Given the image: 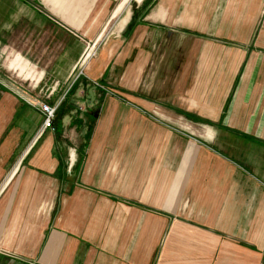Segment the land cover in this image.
Segmentation results:
<instances>
[{
  "label": "crops",
  "instance_id": "crops-1",
  "mask_svg": "<svg viewBox=\"0 0 264 264\" xmlns=\"http://www.w3.org/2000/svg\"><path fill=\"white\" fill-rule=\"evenodd\" d=\"M146 1L0 0V264H264L259 0Z\"/></svg>",
  "mask_w": 264,
  "mask_h": 264
},
{
  "label": "trees",
  "instance_id": "trees-1",
  "mask_svg": "<svg viewBox=\"0 0 264 264\" xmlns=\"http://www.w3.org/2000/svg\"><path fill=\"white\" fill-rule=\"evenodd\" d=\"M146 3H148V2L146 0H143V3L141 5L142 8L145 6ZM137 9H139V8H137ZM79 80H80V78H79V76H77L69 84L68 88L66 89V92L63 94L62 98L57 103L53 118H52L51 123H50L52 130L54 129V132L56 134H57V126H58V123L60 122V118L62 117V115H64V113H66L67 111H69L70 109L75 107L74 104L69 100V95H71L75 91V89L78 87ZM90 86H93V84H90L89 87ZM50 103L53 104V102H50ZM86 118L88 119V122H89L88 125H89L92 122L94 116L92 114H86ZM88 132H89V126L87 127V133Z\"/></svg>",
  "mask_w": 264,
  "mask_h": 264
},
{
  "label": "built area",
  "instance_id": "built-area-1",
  "mask_svg": "<svg viewBox=\"0 0 264 264\" xmlns=\"http://www.w3.org/2000/svg\"><path fill=\"white\" fill-rule=\"evenodd\" d=\"M87 55H89V52H87ZM81 73V70H79V72L74 76L73 80ZM94 86H97L100 89H103L106 91V88L104 86H102L101 84H99L97 81H93L92 82ZM25 102L29 105H31L32 107L38 109L42 115V120H41V125H40V129L42 128H50L51 127V120L53 118L54 115V111L55 108L57 106V103L54 104H48L45 102H42L40 100L34 99V98H24Z\"/></svg>",
  "mask_w": 264,
  "mask_h": 264
},
{
  "label": "rangeland",
  "instance_id": "rangeland-1",
  "mask_svg": "<svg viewBox=\"0 0 264 264\" xmlns=\"http://www.w3.org/2000/svg\"><path fill=\"white\" fill-rule=\"evenodd\" d=\"M259 15L260 16L262 15V17H260V22H261V21L264 20V0H259ZM88 52H89V55H93L95 53L94 50H88ZM67 85H69V84H67ZM0 88L1 89H5V90H8V92H11L13 95H15V94L22 95L23 94V88H22V86L18 85L13 80L12 77H9L7 75H3L1 73H0ZM106 89H108L107 86H106ZM24 91H26V90H24ZM80 107L83 108L82 105H80Z\"/></svg>",
  "mask_w": 264,
  "mask_h": 264
},
{
  "label": "water",
  "instance_id": "water-1",
  "mask_svg": "<svg viewBox=\"0 0 264 264\" xmlns=\"http://www.w3.org/2000/svg\"><path fill=\"white\" fill-rule=\"evenodd\" d=\"M133 6H134V4H133ZM93 88H94V86H90V87L88 88L87 92H88L89 95H91V90H92Z\"/></svg>",
  "mask_w": 264,
  "mask_h": 264
}]
</instances>
